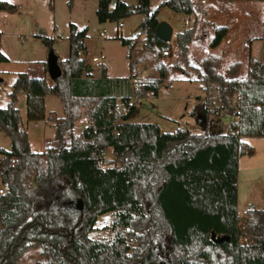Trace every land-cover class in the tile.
<instances>
[{
    "label": "trees",
    "instance_id": "trees-1",
    "mask_svg": "<svg viewBox=\"0 0 264 264\" xmlns=\"http://www.w3.org/2000/svg\"><path fill=\"white\" fill-rule=\"evenodd\" d=\"M163 6L176 13L195 12L193 0H170ZM16 8L0 0V12ZM134 14L144 15L143 48L155 53L157 73L138 89H132L128 78L109 79L105 67L101 78L91 79L83 57L87 29L73 26L69 57L59 60L62 76L49 82L20 74L7 107H0V132L11 141L9 150L0 148V264H19L33 249L47 258L39 264H264V208L246 211L244 232L238 212L239 159L253 153L244 139L264 137V64L249 57L244 78L242 62L233 61L223 71V58L216 54L205 57L200 67L193 65L189 46L195 19L175 34L185 67L175 64L174 69L198 73L206 93L205 125L210 124V86L217 85V114L226 111L234 117L229 131L164 133L155 124L128 122L137 109L123 113L122 106L133 95H157L172 80L163 52L171 56L173 48H163L156 32L158 10H151L150 0H138L136 6L99 0L101 23ZM226 36V27H216L211 48ZM43 41L53 48L52 40ZM121 42L131 55L136 42L125 37ZM5 61L0 32V62ZM136 62L131 63L132 74ZM21 93L27 96L32 120L46 117V96L62 100L64 116L52 111L48 117L55 127L48 154L31 149L18 108ZM81 119L90 127L78 132ZM108 149L114 156L111 166H105ZM106 214L114 215L113 228L122 231L112 240L92 238L98 219ZM213 233L224 240H213ZM244 237L247 243L241 242Z\"/></svg>",
    "mask_w": 264,
    "mask_h": 264
},
{
    "label": "rangeland",
    "instance_id": "rangeland-1",
    "mask_svg": "<svg viewBox=\"0 0 264 264\" xmlns=\"http://www.w3.org/2000/svg\"><path fill=\"white\" fill-rule=\"evenodd\" d=\"M136 6L138 0H122ZM170 0H150L152 11L158 10V18L171 21L175 34L183 31L187 26L197 19L199 21V33L207 34V39H213L216 28L214 22L221 24L222 14L215 16L212 11L220 8V3L209 2L204 4L203 0H193L195 12L190 16L185 13H176L170 10L163 3ZM241 5L253 12L251 20L245 22V33L251 40L252 51L248 46L245 64L241 70V77H245L248 70V59H254L264 64V0H240ZM99 0H32L23 9L18 6L16 9L2 11L0 14L1 51L7 56L8 61L0 62V107L5 108L9 103V93L12 90L15 80L20 74H26L31 78L47 77L50 79L45 64L48 61L49 48L44 43L46 37L53 42V48L60 57L66 60L70 52V34L73 26L78 30L87 29L86 43L89 50L84 54V58L89 66L93 68V74L101 76L104 65H96L92 62V57L105 52L108 56L107 66H110V74L118 76L120 79H129L132 74L131 63L136 61L135 67L140 69L142 80L150 79L157 75L154 69L155 53L144 52L145 34L141 30L143 14H134L120 22L101 23L97 17ZM217 16L219 18H217ZM190 21V22H189ZM220 25V26H221ZM106 28V31H105ZM240 28L234 34L240 35ZM45 34H40V31ZM240 33V34H239ZM121 37L132 38L139 41L130 55L129 46H124ZM175 37V36H174ZM172 40V55L164 58L165 63L171 71V83L161 85L157 95L147 94L141 99V103L136 107V112L130 116L128 122L131 123H151L162 127V132L173 133L180 126L192 133L204 134L207 132L227 133L234 117L222 111L217 114L220 107L218 100L217 85H211L209 108L211 110L210 123L205 125L204 112L205 86L198 81V73L188 69L183 72L174 69V65L184 66L181 56ZM220 47L216 52H220ZM232 55H226L224 63L229 65L233 61L240 60L237 57L230 59ZM193 65L200 67L195 60ZM223 65L222 70L225 71ZM52 81V80H49ZM198 97H201L198 99ZM22 123L26 129L31 144V149L40 152L45 148L47 142L55 137L54 124L48 119L53 111L58 116L63 114V103L60 97L50 95L46 104V117L41 120H32L28 115L27 96L20 94L18 103ZM201 111L199 112V110ZM198 110V111H197ZM201 116V118H200ZM200 118L201 122H198ZM87 121L81 119L76 124V130L81 132L83 125ZM221 123L220 127L215 124ZM10 139L0 132V148L9 150ZM253 148L252 155H243L240 162L239 175V198L238 212L240 215V225H245L246 211L251 208H264V140L246 139ZM254 154V155H253ZM113 153L111 149L106 151L105 166L113 165ZM1 159V154H0ZM1 183V179H0ZM114 215L106 214L101 216L95 229L90 236L99 240H112L118 231L113 228ZM47 258L42 256L38 249L29 250L22 257L19 264H39Z\"/></svg>",
    "mask_w": 264,
    "mask_h": 264
},
{
    "label": "crops",
    "instance_id": "crops-1",
    "mask_svg": "<svg viewBox=\"0 0 264 264\" xmlns=\"http://www.w3.org/2000/svg\"><path fill=\"white\" fill-rule=\"evenodd\" d=\"M6 1L15 4L17 7L20 6L21 9H23L27 3H32V0H6ZM35 1H37V0H35ZM249 1H253V0H249ZM203 2H204V4H207L209 2L220 3V4L215 5L217 7H218V5H220V8H215L214 11H212V13L214 16H215V14L217 15V13L222 14V17L220 18L222 21L220 23H222V25L214 22V28L226 27L227 28V36L225 37L222 44L219 46L221 51L216 52L219 47L214 48V49L211 48L210 43H211L212 39H210V40L207 39L208 35L205 33H203V34L199 33L200 24H199V21L197 20L198 23H197V29L195 32V36H194L193 42L189 46L190 61L193 62V60H195L198 65H201V63L205 57H207L210 54H216L218 56H222L223 65L228 67L229 65H226L224 63V61L226 59V55H232V57L230 58L231 60L234 59V57H237L238 59H240L239 61L242 62V64L244 65L245 62L243 61V59H245V57H246V51H247L248 46H250V50L252 49L251 48L252 42H251V40L249 41V43L247 42L249 37L245 33V22L252 19V17H253L252 10L249 7L247 9L245 8V6L243 7V5H241L240 0H203ZM0 14H1V12H0ZM192 15H189L190 21L192 20V18H191ZM217 18H219V17L217 16ZM159 20H160V22L166 21V22L170 23L171 26L173 27L174 36H175V30H174V26H173L172 22L167 21V20H161V19H159ZM238 28H240L239 29L240 33H241V34L239 33L240 35H238V33L234 34ZM105 31H106V28H105ZM214 32H215V30H214ZM87 50H89L88 44H87ZM103 53H105V52H103ZM251 57L253 58L252 55H251ZM59 59H60V57H59ZM107 59H108V56H107ZM107 59H106V61H107ZM102 65L105 66L106 76L109 79H118L119 78L118 76H114V75L112 76L110 74V66H107L106 63H104V62L102 63ZM88 74H89V77L91 79L101 78V76L98 77V76L93 74V68L91 66H89V68H88ZM49 80H51V79H49ZM49 82H51V81H49ZM90 90L92 92H96L95 88H92ZM49 96L50 95L45 97V106L47 104ZM19 101H20V95H19ZM19 101H18V103H19ZM62 116H64V109H63V114L60 117H62ZM215 125L220 127L221 123H218ZM158 127L160 128V130L162 132V127L161 126H158ZM220 129H221V127H220ZM246 139L247 138H245L244 140L246 141ZM250 139L264 140V137H260V138L255 137V138H250ZM53 141H54V139L50 142H47L45 145V148L40 152H44L50 146H52ZM30 146H31V144H30ZM250 146H252L254 149L257 148V146L254 144L253 145L250 144ZM10 148H11V141L9 142V149ZM242 157H240V159H239V175H240V162L242 160ZM239 175H238V198H239Z\"/></svg>",
    "mask_w": 264,
    "mask_h": 264
},
{
    "label": "water",
    "instance_id": "water-1",
    "mask_svg": "<svg viewBox=\"0 0 264 264\" xmlns=\"http://www.w3.org/2000/svg\"><path fill=\"white\" fill-rule=\"evenodd\" d=\"M156 32H157L158 37L165 43L163 48L166 49L170 47L172 44L173 36H174L173 27L171 26V24L166 21H161L157 27ZM40 34L44 35L45 31L41 30ZM59 60H60L59 56L55 52V50L50 49L49 54H48L47 66H48V74L52 81L62 76V68H61ZM212 239L217 242L224 240V238L216 239L215 233L212 234Z\"/></svg>",
    "mask_w": 264,
    "mask_h": 264
},
{
    "label": "built area",
    "instance_id": "built-area-1",
    "mask_svg": "<svg viewBox=\"0 0 264 264\" xmlns=\"http://www.w3.org/2000/svg\"><path fill=\"white\" fill-rule=\"evenodd\" d=\"M139 41H136V46H138ZM163 54L165 56H170V51H164ZM107 59V55L105 53H101L100 55H95L92 57V62L95 63L96 65H100L104 62V60ZM142 81V74H140V69L135 67V72L132 74V76L130 77V83L132 86L133 90L138 89L140 82ZM141 103V98L133 95L130 99H129V105H123L122 106V111L123 113H128L129 109L134 106L137 107L139 104ZM90 127L89 123H86L83 126V130H87ZM177 132H182L184 131V129L182 127H178L176 129ZM116 135H120V132H116ZM45 154H48V149L44 151ZM0 193H4L3 189H0ZM241 230L244 232L246 230V226L244 225H240ZM248 238L244 237L241 239L242 243H247L248 242Z\"/></svg>",
    "mask_w": 264,
    "mask_h": 264
}]
</instances>
